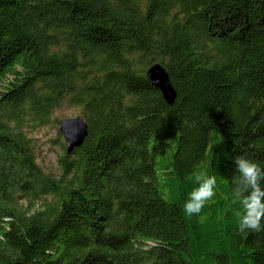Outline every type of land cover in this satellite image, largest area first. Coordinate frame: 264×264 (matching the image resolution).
I'll list each match as a JSON object with an SVG mask.
<instances>
[{
    "label": "trees",
    "instance_id": "1",
    "mask_svg": "<svg viewBox=\"0 0 264 264\" xmlns=\"http://www.w3.org/2000/svg\"><path fill=\"white\" fill-rule=\"evenodd\" d=\"M64 107L88 138L56 180L26 128ZM239 155L264 168V0H0V264H264V233L237 230ZM200 169L203 222L183 212Z\"/></svg>",
    "mask_w": 264,
    "mask_h": 264
},
{
    "label": "clouds",
    "instance_id": "2",
    "mask_svg": "<svg viewBox=\"0 0 264 264\" xmlns=\"http://www.w3.org/2000/svg\"><path fill=\"white\" fill-rule=\"evenodd\" d=\"M232 163L231 196L240 205L235 213L239 218L238 233H264V168L244 155L235 156ZM187 179L194 181L195 186L183 204V212L187 217L200 216L203 222L201 213L216 196L217 178L200 169L189 173Z\"/></svg>",
    "mask_w": 264,
    "mask_h": 264
},
{
    "label": "rangeland",
    "instance_id": "3",
    "mask_svg": "<svg viewBox=\"0 0 264 264\" xmlns=\"http://www.w3.org/2000/svg\"><path fill=\"white\" fill-rule=\"evenodd\" d=\"M78 117H82L80 110L64 107L52 116L49 125L45 127L27 126L26 134L33 141L36 151V163L45 175L56 180L63 177L60 160L65 154L66 143L63 136L60 135V125L56 121L60 123L62 120H73ZM45 204L33 203L28 207V203H19L24 209L28 210L29 208L32 212L42 210Z\"/></svg>",
    "mask_w": 264,
    "mask_h": 264
},
{
    "label": "water",
    "instance_id": "4",
    "mask_svg": "<svg viewBox=\"0 0 264 264\" xmlns=\"http://www.w3.org/2000/svg\"><path fill=\"white\" fill-rule=\"evenodd\" d=\"M147 77L151 85L162 94L167 105L173 106L178 96L166 71L160 66H155L148 72ZM60 134L65 140L68 155H71L85 144L88 138V125L83 117L62 120L60 121Z\"/></svg>",
    "mask_w": 264,
    "mask_h": 264
}]
</instances>
